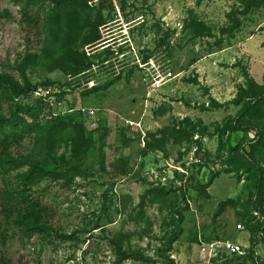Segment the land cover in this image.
I'll use <instances>...</instances> for the list:
<instances>
[{
    "label": "rangeland",
    "instance_id": "obj_1",
    "mask_svg": "<svg viewBox=\"0 0 264 264\" xmlns=\"http://www.w3.org/2000/svg\"><path fill=\"white\" fill-rule=\"evenodd\" d=\"M21 4L0 0V74L23 83L32 57L27 79L51 94L0 111L25 107L43 128L12 146L20 165L0 175V264H264V217L241 152L256 135L217 131L243 107L245 74L264 85V10L240 15L237 0H93V26L65 47L49 5L26 17ZM229 14L242 25L233 36L222 34ZM253 124L264 141V112ZM255 155L264 167L263 143ZM31 162L53 174L23 186ZM23 211L44 230L18 224ZM227 241L247 255L202 252ZM123 253L132 257L119 263Z\"/></svg>",
    "mask_w": 264,
    "mask_h": 264
},
{
    "label": "trees",
    "instance_id": "obj_2",
    "mask_svg": "<svg viewBox=\"0 0 264 264\" xmlns=\"http://www.w3.org/2000/svg\"><path fill=\"white\" fill-rule=\"evenodd\" d=\"M16 3H23L22 11L26 17H32L35 9L46 7L49 5L48 23L55 29L54 38L64 39L65 47H69L70 44L78 42L83 36V29L93 26V22L90 19L89 2L93 0H13ZM243 10L240 15L247 16L251 14L253 10L263 9L264 0H237ZM238 14V13H237ZM231 25L226 30H222V34L232 35L236 33L241 27V22L238 17H233L232 14L228 15ZM31 20V18H28ZM34 58H28L23 66L20 68L23 83L19 82L12 76L0 74V111L4 103L15 101L22 96L34 93L37 90V86H33L26 77V69L28 63H34ZM247 80L246 87H240L237 94L238 105H243L239 115L232 123L226 124L223 128L218 127L217 131L221 136L227 133L233 134L237 132H250L255 133V139L248 144L249 151L246 147L241 148V152L245 156L248 163V171L253 174L255 180V199L253 203L256 207V211L264 217V206L261 204V200H264V167L259 165L256 159L257 145L263 143V136L258 128L255 127L254 119L264 112V85L259 86L255 81L245 74ZM28 109L21 106H11L10 117L5 118L0 116V175H6L9 170L17 168L20 165L18 159H15L12 155L11 148L15 144H21V141L25 136H33L42 131L43 128L30 124L24 116L27 114ZM250 119V120H249ZM251 119L252 122H251ZM58 127H51L45 131L47 136L53 138L58 134ZM26 159V158H24ZM52 172H48L37 164L31 162L30 170L23 176V186L34 184L39 178L45 175H52ZM204 186L203 193H206ZM21 196L20 202H30L28 196L24 195V191H18ZM185 201V195L182 196ZM19 202V204H20ZM31 206L36 207L37 202L32 201ZM17 218L18 224L22 225L27 232L34 233L35 231L44 230L39 225L38 219L30 212L23 211ZM179 222L184 220V217L180 214L178 216ZM181 234V229L178 228L177 232L169 242L168 251L172 250L173 244L177 240V237ZM251 259L255 263L256 254L253 250H250ZM225 256V255H223ZM221 256V257H223ZM132 257L131 255L121 254L119 263ZM239 257V256H235ZM241 258V257H239ZM173 264V261H169Z\"/></svg>",
    "mask_w": 264,
    "mask_h": 264
},
{
    "label": "built area",
    "instance_id": "obj_3",
    "mask_svg": "<svg viewBox=\"0 0 264 264\" xmlns=\"http://www.w3.org/2000/svg\"><path fill=\"white\" fill-rule=\"evenodd\" d=\"M37 96H49L51 94V89L49 88H38L35 90ZM241 229V227H240ZM202 252L209 253L211 258H219L223 255L230 257H244L247 255L246 249L237 242H214L212 244L203 245Z\"/></svg>",
    "mask_w": 264,
    "mask_h": 264
}]
</instances>
